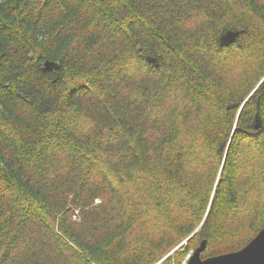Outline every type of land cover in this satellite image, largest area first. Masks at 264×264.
<instances>
[{
    "label": "trees",
    "instance_id": "1",
    "mask_svg": "<svg viewBox=\"0 0 264 264\" xmlns=\"http://www.w3.org/2000/svg\"><path fill=\"white\" fill-rule=\"evenodd\" d=\"M263 225L264 0H0V264H187Z\"/></svg>",
    "mask_w": 264,
    "mask_h": 264
},
{
    "label": "water",
    "instance_id": "2",
    "mask_svg": "<svg viewBox=\"0 0 264 264\" xmlns=\"http://www.w3.org/2000/svg\"><path fill=\"white\" fill-rule=\"evenodd\" d=\"M238 31L228 30L220 37L222 45L231 44L238 36ZM55 63L46 61L43 69L49 70ZM206 242L202 240L193 251L187 264H264V225L260 231L241 249L235 252L220 254L202 259L200 254L204 251Z\"/></svg>",
    "mask_w": 264,
    "mask_h": 264
},
{
    "label": "rangeland",
    "instance_id": "3",
    "mask_svg": "<svg viewBox=\"0 0 264 264\" xmlns=\"http://www.w3.org/2000/svg\"><path fill=\"white\" fill-rule=\"evenodd\" d=\"M98 202H99V201H96V203H98ZM190 252H191V251H190ZM188 255H189V254H188ZM188 255H187V257H186V258H188V257H189ZM189 258H190V257H189ZM189 258H188V259H189Z\"/></svg>",
    "mask_w": 264,
    "mask_h": 264
},
{
    "label": "bare ground",
    "instance_id": "4",
    "mask_svg": "<svg viewBox=\"0 0 264 264\" xmlns=\"http://www.w3.org/2000/svg\"><path fill=\"white\" fill-rule=\"evenodd\" d=\"M232 31V30H231ZM239 33V32H238ZM96 201H99L100 202V200L99 199H96ZM75 216V215H74ZM206 247V246H205ZM192 255V254H191Z\"/></svg>",
    "mask_w": 264,
    "mask_h": 264
}]
</instances>
